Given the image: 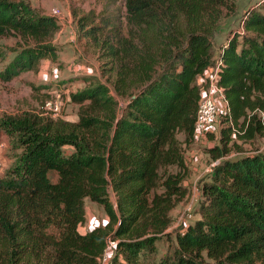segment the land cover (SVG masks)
<instances>
[{
	"label": "trees",
	"instance_id": "1",
	"mask_svg": "<svg viewBox=\"0 0 264 264\" xmlns=\"http://www.w3.org/2000/svg\"><path fill=\"white\" fill-rule=\"evenodd\" d=\"M123 1L126 35L100 38L99 24L81 30L111 59L112 87L127 97L120 112L98 83L72 99H90L103 116L82 110L75 122L27 113L0 120L19 149L0 177V264H99L107 238L117 241L110 264H264V151L229 155L233 135L249 141L264 131V0L243 11L215 52L212 36L234 0ZM58 26L23 0H0V35L15 30L37 42L13 56L0 80L52 54L43 42ZM214 68L227 104L220 144L208 150L217 162L201 185L199 217L176 235L175 257L157 259V234L186 195L182 145L195 139L204 86L197 79ZM87 197L108 220L81 234Z\"/></svg>",
	"mask_w": 264,
	"mask_h": 264
},
{
	"label": "rangeland",
	"instance_id": "2",
	"mask_svg": "<svg viewBox=\"0 0 264 264\" xmlns=\"http://www.w3.org/2000/svg\"><path fill=\"white\" fill-rule=\"evenodd\" d=\"M38 14L55 16L58 19V29L43 43L54 47L48 57L41 58L34 69L21 71L10 80H0V120L7 116L34 114L39 118H53L75 122L82 110L93 115L103 116L100 108L90 99L76 102L72 95L91 87L103 84L110 89V95L117 102L116 111L120 112L125 104L126 96L118 95L113 89V72L111 59L104 57L100 42L81 36V30L91 24H99L103 31L100 38L106 34L112 36L118 31L126 35L128 23L123 0H23ZM260 0H234V10L224 13L212 36V50L215 52L217 44L223 40L229 29L239 28L243 11ZM225 12V11H224ZM82 19L81 23L78 22ZM80 31V34H79ZM37 42L19 31L10 30L0 35V72L13 56L21 49L31 47ZM213 70V69H212ZM209 72L198 78L199 85H205V79L211 77ZM205 91V90H204ZM209 89L206 91L208 92ZM211 93L213 91L211 90ZM217 98L218 111L207 131L198 134L194 142L183 146V156L188 174L183 181L186 195L183 199L174 201L167 212V227L157 234L156 258L173 259L177 252L176 235L188 224L199 217L198 210L203 201L201 185L217 160L214 159L209 148L219 145L222 118L225 102L219 94ZM50 103V105H47ZM57 106L54 113L53 107ZM262 120L263 113L258 115ZM234 145L229 155L238 152L251 153L264 151V131L257 133L249 141L242 140L235 135ZM180 142L183 134L177 135ZM183 144V143H182ZM71 149L66 148V152ZM19 153L18 145L13 137H9L0 127V177L14 163ZM174 170V167H170ZM52 181L57 179L54 172L49 173ZM160 188L157 189L160 192ZM113 200V197H111ZM85 215L78 224V232L85 234L97 226L104 225L108 217L102 205L85 198L83 201ZM211 260L205 258L197 260L198 264H206Z\"/></svg>",
	"mask_w": 264,
	"mask_h": 264
},
{
	"label": "built area",
	"instance_id": "3",
	"mask_svg": "<svg viewBox=\"0 0 264 264\" xmlns=\"http://www.w3.org/2000/svg\"><path fill=\"white\" fill-rule=\"evenodd\" d=\"M208 89L209 91L206 92ZM211 90L213 91V93H211ZM213 94H219L220 98L224 100L225 106L223 110L224 113H226L227 104L222 94V90L217 86V68H214V70L212 71L211 77L208 79L207 82V88L206 89L202 88L201 90L200 99L198 101L197 116L194 124L195 137L198 134L208 130V128L212 124L214 116L218 111L217 98L212 97ZM47 105H50V103H48ZM52 109L54 113H56L58 108L57 106H55ZM116 243H117L116 240L107 238L105 243V248L99 259V264H110V259L114 252Z\"/></svg>",
	"mask_w": 264,
	"mask_h": 264
},
{
	"label": "crops",
	"instance_id": "4",
	"mask_svg": "<svg viewBox=\"0 0 264 264\" xmlns=\"http://www.w3.org/2000/svg\"><path fill=\"white\" fill-rule=\"evenodd\" d=\"M197 84H199L198 79H197Z\"/></svg>",
	"mask_w": 264,
	"mask_h": 264
}]
</instances>
